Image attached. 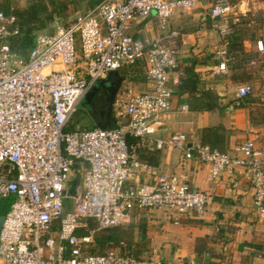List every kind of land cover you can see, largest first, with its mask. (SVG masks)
Here are the masks:
<instances>
[{
    "label": "built area",
    "instance_id": "built-area-1",
    "mask_svg": "<svg viewBox=\"0 0 264 264\" xmlns=\"http://www.w3.org/2000/svg\"><path fill=\"white\" fill-rule=\"evenodd\" d=\"M240 6L233 0H102L67 21L56 18L52 30L36 35L26 55L12 46L21 34L17 16L0 10V201L14 198L0 231V264H160L124 243L110 241L103 252L91 248L98 231L129 224L136 211L201 217L211 196L190 186L193 170L153 172L154 183L138 181L151 167L132 155L129 137L208 164L212 180L244 169L264 220V157L256 142L228 151L189 144L173 122L186 41L172 17L198 10L218 22L243 11ZM256 48L264 52L262 39ZM215 58L212 74L228 73L234 58L226 43ZM137 64L143 65L149 87L129 92L123 108L117 109V96L112 127L68 128L98 81ZM253 91L250 83L238 84L233 105L242 107ZM77 176L80 181L73 185ZM90 222L96 227L90 229ZM82 228L89 234H80Z\"/></svg>",
    "mask_w": 264,
    "mask_h": 264
},
{
    "label": "crops",
    "instance_id": "crops-1",
    "mask_svg": "<svg viewBox=\"0 0 264 264\" xmlns=\"http://www.w3.org/2000/svg\"><path fill=\"white\" fill-rule=\"evenodd\" d=\"M33 1L0 0V4L25 9ZM146 22L154 28L152 22ZM184 38L183 67L193 59L199 61L196 70L202 84L204 88L218 92L220 108L212 111H194L190 107L189 110H181L183 105H189L191 97L188 93H180L177 88L173 97L174 129L186 133L191 144L201 142L204 127L222 124L230 130L226 151L236 144L254 140L264 157V123L254 124L250 116L252 110L256 109L254 103H250L247 98V103L242 107H235V91L220 90L223 87L212 74V67L217 60L213 53L216 50L205 48L209 42H188L191 36L186 33ZM190 49L194 54L186 52ZM208 49H211L212 54H208ZM118 72L124 80L119 94L124 90L128 95L129 92L148 89L149 84L144 75L135 76L128 68ZM155 153L158 165L149 163L151 170H142L138 181L154 183L155 173L179 174L193 170L194 174L189 177L188 183L195 189L206 191L211 200L201 217L195 213L174 214L164 209L136 211L130 222L136 225L134 243L130 248H135L139 257L160 264H264V220H261L254 206L252 183L244 169L224 171L212 180L208 164L195 159L186 160L179 150H157L150 140H141L133 146L132 155L138 158L140 154L152 156ZM141 159L148 162L143 157Z\"/></svg>",
    "mask_w": 264,
    "mask_h": 264
},
{
    "label": "trees",
    "instance_id": "trees-1",
    "mask_svg": "<svg viewBox=\"0 0 264 264\" xmlns=\"http://www.w3.org/2000/svg\"><path fill=\"white\" fill-rule=\"evenodd\" d=\"M101 1L102 0H34L25 9L12 7L10 4H0V10L7 14H14L17 16L21 28V34L13 38L12 46L16 51L26 55L29 49L33 47L36 35L48 31V25L56 18H61L62 20L67 21L73 13H86L97 6ZM226 44L230 52L236 53V61L232 64L231 69L238 71L240 67L243 66L242 58H240V56L244 53L247 54V48L241 36H238L235 42H227ZM256 44L257 42H255L254 46L257 50ZM198 62L199 61L193 59L190 61V64L184 67L185 76L181 79L178 90L182 94L188 93L190 95L191 101L189 107L191 110L212 111L216 108H220V96L218 92L206 89L204 88V84H202L200 74L196 70ZM131 69H133V74L135 76H142L144 74V67L142 64H137L136 66L131 67ZM234 79H236L235 76ZM229 131L230 130L222 124L204 127L201 132V142L221 151H226ZM139 141L138 138L129 137L131 153H133V146L138 144ZM142 157L146 159L148 163L158 165V157L156 153L152 156L140 154V159ZM79 181L80 177L77 176L74 184H78ZM95 227L96 224L90 222V229ZM135 230L136 225L133 223L102 229L97 232L95 236V245L91 250L103 252L105 250V245L110 241L115 245H121V243H124L127 247H131L134 243ZM79 233L88 235L89 230L82 228L79 230Z\"/></svg>",
    "mask_w": 264,
    "mask_h": 264
},
{
    "label": "rangeland",
    "instance_id": "rangeland-1",
    "mask_svg": "<svg viewBox=\"0 0 264 264\" xmlns=\"http://www.w3.org/2000/svg\"><path fill=\"white\" fill-rule=\"evenodd\" d=\"M233 1L240 4V8L243 10L241 12L239 11L237 15H230L225 19L214 22L213 19L205 16V14H200L198 10L192 13L179 12L172 17V26L190 35L191 39L188 42H209L205 48H214V50H217V48L225 45L227 42H235L238 36H241L247 48V54L244 53L240 56L243 66L240 67L238 71L231 69L232 64L236 61V53L231 52L234 59L229 65L228 73L216 75L215 78L219 85L223 87L220 90L227 92L233 90V93L238 84L250 83L254 91L253 94L248 97V100L250 103H254V108H256L252 110L250 116L254 124L259 123V125H262L264 123V52L257 51L254 44L260 39L264 41V0ZM82 13L83 12H79L78 14ZM74 14L75 13L69 18H73L77 15ZM48 28L53 29L52 23L48 25ZM207 51L208 54H212L211 49ZM186 52L194 54L192 49L186 50ZM213 53L215 54V51ZM252 61L256 62L252 63ZM129 70L133 73V69L129 68ZM208 71L209 73L211 72L210 69H208ZM234 76L236 79H234ZM127 97L126 90L119 94L118 103L116 104L117 109L125 107ZM82 101L78 105L68 126L73 129H92L96 125L89 119L86 106ZM74 176L73 174L72 177ZM72 184L74 185L73 180ZM13 201L14 198L10 196L4 197L0 203L4 204L8 212ZM65 202L67 207H72V200L67 199ZM132 250H134L132 251L134 254H139L135 248Z\"/></svg>",
    "mask_w": 264,
    "mask_h": 264
},
{
    "label": "water",
    "instance_id": "water-1",
    "mask_svg": "<svg viewBox=\"0 0 264 264\" xmlns=\"http://www.w3.org/2000/svg\"><path fill=\"white\" fill-rule=\"evenodd\" d=\"M218 19V18H217ZM116 74L117 77L116 79H112V75ZM123 78L120 76L118 71H112L110 72L105 78L101 79L100 81H98L94 87L88 92V94L86 95V98H89L91 95L94 94V92L97 89V86L99 84H107L108 85V90H109V106H108V110L106 112L103 113L104 115V119L102 118V120L100 121H96V126L102 129H107L112 127V120L110 118V115L112 113V109H114V104L116 102L117 96L119 94V91L122 87L123 84ZM7 214V209H5L4 204L0 203V231L3 225V222L5 220Z\"/></svg>",
    "mask_w": 264,
    "mask_h": 264
},
{
    "label": "flooded vegetation",
    "instance_id": "flooded-vegetation-1",
    "mask_svg": "<svg viewBox=\"0 0 264 264\" xmlns=\"http://www.w3.org/2000/svg\"><path fill=\"white\" fill-rule=\"evenodd\" d=\"M117 75L113 74L112 79H116ZM82 103L86 106L88 117L96 125V121L102 120L103 113L108 110L109 106V90L107 84H99L96 91L89 98L83 99ZM114 106V105H113ZM113 110L110 118L113 122ZM104 119V118H103Z\"/></svg>",
    "mask_w": 264,
    "mask_h": 264
}]
</instances>
